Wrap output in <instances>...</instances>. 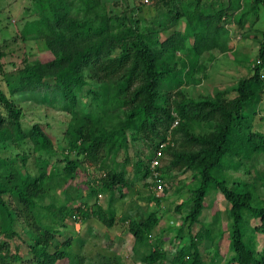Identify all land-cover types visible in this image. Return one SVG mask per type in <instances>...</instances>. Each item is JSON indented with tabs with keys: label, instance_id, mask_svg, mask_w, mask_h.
I'll return each instance as SVG.
<instances>
[{
	"label": "trees",
	"instance_id": "trees-1",
	"mask_svg": "<svg viewBox=\"0 0 264 264\" xmlns=\"http://www.w3.org/2000/svg\"><path fill=\"white\" fill-rule=\"evenodd\" d=\"M161 1L167 7L165 17H157L144 32L139 20L134 23L115 13L103 0H32L36 17L31 26L30 20L26 23L24 32L44 39L45 47L10 74V95L0 90V150L9 151L0 154V264L25 263L19 248L13 250L18 236L28 245L32 264H83L85 256L74 249L73 238L61 242L56 235L69 217L81 222L96 217L113 227L116 194L120 191L124 197L131 181L108 159L116 164L133 140L144 146L137 172L149 176L155 152L169 135L172 140L163 148L158 167L162 175L183 169L200 179L178 207L186 211L174 243L185 242L175 246L169 258L162 239H150L161 221L152 210L142 219H129L136 255L143 253V264H215L220 257L225 264H264V246H258V234H264V206L253 204L258 181L264 186V169H258L255 182H234L236 187L214 173L225 160H237L239 169L246 160L264 156V129L250 123L264 98V39L260 62L239 80L235 97L225 91L193 97L182 81L174 91L163 92L161 84L181 70L187 69L192 77L206 67L201 61L204 54L211 57L215 49H227L222 40L229 32L223 24L232 3L224 10L218 2L213 7L202 0ZM254 1L264 6V0ZM246 16L250 13H241L237 21L244 24ZM182 21L184 30L161 38L162 32ZM183 51L189 55L188 65L179 59ZM19 93H41L42 103L69 114L62 138L49 130L50 122L30 123L27 111L16 102ZM147 147L152 158L146 160ZM98 165L101 174L90 177ZM211 186L227 199L226 223L221 224L217 212L211 221L202 218ZM102 192L110 195L108 208L99 201ZM247 215L259 218L253 230L244 229ZM195 223L206 230L181 238L185 225ZM225 235L229 255L220 251ZM205 238L216 243L210 262L200 245ZM121 260L119 254L105 256L101 264H122Z\"/></svg>",
	"mask_w": 264,
	"mask_h": 264
},
{
	"label": "rangeland",
	"instance_id": "rangeland-1",
	"mask_svg": "<svg viewBox=\"0 0 264 264\" xmlns=\"http://www.w3.org/2000/svg\"><path fill=\"white\" fill-rule=\"evenodd\" d=\"M108 3L115 13L126 15L134 23L139 20L141 30L148 31L154 20L159 17L163 18L166 5L161 0H103ZM190 0H184L185 4ZM206 6H213L215 2L218 7L229 8L232 3L229 13L225 14L227 24L223 26L228 29V35L222 41L227 42V49H215L210 57L207 53L202 57V63L206 67L198 69L192 77H189L187 69L171 80L164 81L160 88L161 91L175 90L178 81H182V87L187 93L193 97H204L208 95H217L221 91H225L228 97H235L237 86L240 79L249 76L255 70L256 63L260 62L259 50L261 42L264 39V6L257 4L254 0H202ZM164 4V5H163ZM213 4V5H212ZM140 6L139 8H137ZM32 0H0V90H4L10 95L8 88V77L12 72L22 67L25 63V58H31L32 55L39 53L45 47V40L34 35H25L24 27L26 23L36 17ZM216 9V7H215ZM249 12L250 16L240 24L237 17L241 13ZM165 17V15H164ZM129 19H127L128 21ZM185 20V19H183ZM130 23V22H129ZM133 24V23H131ZM31 26V25H30ZM185 23L182 21L175 28L161 33V38L164 39L170 36L176 29L184 30ZM225 30V29H223ZM36 56V55H35ZM179 59L189 62L187 51L178 53ZM16 102L23 106L28 113V120L32 122H50L52 131L58 138L63 137V129L66 124V118L69 114L66 111L57 109L53 106H46L41 102L42 94L37 93H19L15 97ZM252 109V108H251ZM249 111V110H248ZM42 117V118H41ZM250 123L258 129H264V98L257 106V112L251 119ZM201 127L198 126V130ZM32 146V144H30ZM143 145H137L130 140L128 146L120 153L116 164L112 158L108 159V164L118 165L120 169L127 172L130 178L131 186L128 188L124 197H121V192L116 194L114 208L116 211V221L113 227L106 226L101 220L96 217H88L81 223L76 219L69 217L67 225L57 234V238L63 242L69 237L73 238L74 249L85 256L83 264H101L105 256H115L119 254L122 257V264H143L140 257L143 253H136L133 250L135 238L129 231L130 217L135 219L144 218L150 211L154 210L161 216V221L153 235L150 237L153 241L161 238L163 247L169 251L170 257L175 253V246L183 244L184 240H176V227L182 225V214L186 208L180 211L179 205L187 199L191 194V190L198 187L200 179H194L192 170L184 171L183 169H171L164 171L161 177L162 182L158 183L154 175L138 174L136 161L142 151ZM13 149L21 152V149ZM0 150V154H8L9 151ZM15 151V152H16ZM146 160L152 158V152L147 147ZM144 156V157H145ZM128 159H125V158ZM236 162L225 160L223 164L216 169L215 175L225 177L231 186L236 187L234 182L247 181L255 182L258 176V169H264V156L252 160H246L245 166L241 165L236 169ZM30 165H33L31 157ZM91 176L101 174V168H92ZM194 181V182H193ZM259 189H256L255 206H264V186L261 181L257 183ZM126 192V190H125ZM103 197H99L100 203L108 208L110 205V195L107 192H102ZM155 197H162L156 199ZM207 207L203 212L202 218L204 221H211L214 213L217 212L218 220L221 224L226 223L228 202L221 190H216L213 186L210 187L207 196ZM78 202V201H77ZM83 201L81 200L80 203ZM259 218L247 215V222L244 229L253 230ZM20 228V227H19ZM205 226L201 223H195L190 227L186 224L181 238L188 236L190 231L193 234L205 231ZM24 238L26 236L24 235ZM159 240V239H158ZM182 241V242H181ZM13 250L19 248L20 253L25 259L24 264H32L28 259L32 256L28 253V245L25 240L18 236L12 243ZM201 249L207 262L212 259L214 248L216 247L215 239L212 241L205 238L201 243ZM258 246L262 249L264 246V234H258ZM220 251L224 255H229V238L228 235L220 242ZM222 257L215 264H225Z\"/></svg>",
	"mask_w": 264,
	"mask_h": 264
},
{
	"label": "built area",
	"instance_id": "built-area-1",
	"mask_svg": "<svg viewBox=\"0 0 264 264\" xmlns=\"http://www.w3.org/2000/svg\"><path fill=\"white\" fill-rule=\"evenodd\" d=\"M179 120H176L175 124H178ZM172 140V136L169 135L168 136V139L167 140H163L161 142V144L159 145V148H157L156 152H155V155L152 159V162H151V169H152V175H154L155 179L158 180V183H161L162 182V172L158 169V167L161 165V157L164 155L163 153V148L169 144ZM99 197H103V193H100L99 194ZM101 199V198H99ZM74 219H76L78 222L81 223V220L79 219V217H74Z\"/></svg>",
	"mask_w": 264,
	"mask_h": 264
}]
</instances>
